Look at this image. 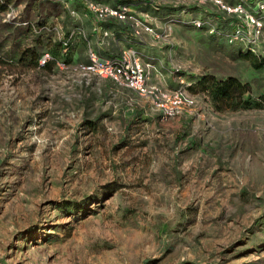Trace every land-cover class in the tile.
Instances as JSON below:
<instances>
[{
    "label": "rangeland",
    "instance_id": "obj_1",
    "mask_svg": "<svg viewBox=\"0 0 264 264\" xmlns=\"http://www.w3.org/2000/svg\"><path fill=\"white\" fill-rule=\"evenodd\" d=\"M154 1V39H99L81 0H0V264H264V0H223L259 16L253 44L215 5ZM128 47L194 109L80 68ZM229 78L249 105L214 100Z\"/></svg>",
    "mask_w": 264,
    "mask_h": 264
},
{
    "label": "built area",
    "instance_id": "obj_2",
    "mask_svg": "<svg viewBox=\"0 0 264 264\" xmlns=\"http://www.w3.org/2000/svg\"><path fill=\"white\" fill-rule=\"evenodd\" d=\"M93 20V31L99 39H104L111 34L105 24L111 20L128 26L133 35L140 36L141 33H154L153 17L143 12L138 14L134 6L154 3V0H81ZM198 5L212 3L226 15L234 17L230 33L227 34L231 41L246 39L253 44L261 30V20L256 14H246L241 3L229 5L223 0H195ZM262 8V4H258ZM196 26L203 25L201 20H195ZM210 32L215 33L214 27ZM71 36V35H70ZM70 37L62 39L64 48L68 46ZM51 60L48 53L39 57V66H44ZM60 68L65 67L63 61H56ZM80 68L88 73H93L101 79H107L122 85L137 95L144 97L163 118H172L190 113L196 104V99L182 86L168 89L156 83H148V69L136 49L128 47L117 56L98 57L91 52L86 63ZM182 82V80H180Z\"/></svg>",
    "mask_w": 264,
    "mask_h": 264
},
{
    "label": "trees",
    "instance_id": "obj_3",
    "mask_svg": "<svg viewBox=\"0 0 264 264\" xmlns=\"http://www.w3.org/2000/svg\"><path fill=\"white\" fill-rule=\"evenodd\" d=\"M39 58L36 57V62L38 63ZM251 65L255 68H259L261 66V63H255L254 61L250 60ZM47 64V63H46ZM45 64V65H46ZM44 65V66H45ZM206 78L203 79L201 83L206 82ZM215 90L212 93V96L214 100L216 101H224L227 103L236 101V104H243V105H249L250 101L248 100H242V96L244 93H246V85L240 83L234 78H229L225 81L214 83ZM220 99V100H219ZM256 105L264 107V92L261 93L257 99H256Z\"/></svg>",
    "mask_w": 264,
    "mask_h": 264
},
{
    "label": "crops",
    "instance_id": "obj_4",
    "mask_svg": "<svg viewBox=\"0 0 264 264\" xmlns=\"http://www.w3.org/2000/svg\"><path fill=\"white\" fill-rule=\"evenodd\" d=\"M191 1H193L195 3V0H191ZM204 5H207V7H205L203 5H201V6H203L204 9L209 12L210 10L208 9V7L210 8V6L213 5V4L212 3H206ZM161 7H162L161 4L157 3L156 1H154V3H148L146 5L138 4V5L134 6V9L140 15H142L143 12H146L151 17H153L154 20H157L158 17L160 16V14H161ZM216 10L218 12H220V13H224L220 9H216ZM117 24H119V25H117ZM120 25H123V23L111 20V21H109L108 23L105 24V27L111 32L113 30H116L117 28H118V31H120V28H119V27H121ZM123 26L125 27L124 29H125L126 32L129 31V33L133 35L132 31L128 28V26H126V25H123ZM145 33H146L145 35L149 36V39L153 38L152 33H147V32H145ZM97 38H98V35H97ZM150 44H151V42L148 41L147 45L145 44V47H150ZM108 57H110V56H108ZM161 87H163V86H161Z\"/></svg>",
    "mask_w": 264,
    "mask_h": 264
}]
</instances>
